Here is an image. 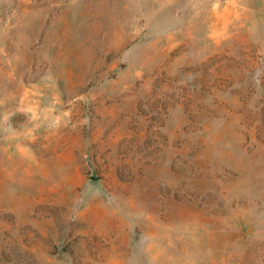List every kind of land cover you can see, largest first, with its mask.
<instances>
[{"label": "rangeland", "instance_id": "rangeland-1", "mask_svg": "<svg viewBox=\"0 0 264 264\" xmlns=\"http://www.w3.org/2000/svg\"><path fill=\"white\" fill-rule=\"evenodd\" d=\"M0 264H264V0H0Z\"/></svg>", "mask_w": 264, "mask_h": 264}]
</instances>
